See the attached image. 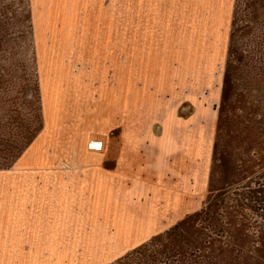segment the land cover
Here are the masks:
<instances>
[{"label":"rangeland","instance_id":"1","mask_svg":"<svg viewBox=\"0 0 264 264\" xmlns=\"http://www.w3.org/2000/svg\"><path fill=\"white\" fill-rule=\"evenodd\" d=\"M262 172L264 0H0V264H131Z\"/></svg>","mask_w":264,"mask_h":264},{"label":"trees","instance_id":"2","mask_svg":"<svg viewBox=\"0 0 264 264\" xmlns=\"http://www.w3.org/2000/svg\"><path fill=\"white\" fill-rule=\"evenodd\" d=\"M253 236L258 241L256 248L264 249V172L239 187L219 190L208 197L187 220L137 248L133 255L136 262L131 264L238 262L243 254L255 249L251 244ZM222 239L230 241L225 248H217L216 242Z\"/></svg>","mask_w":264,"mask_h":264},{"label":"crops","instance_id":"3","mask_svg":"<svg viewBox=\"0 0 264 264\" xmlns=\"http://www.w3.org/2000/svg\"><path fill=\"white\" fill-rule=\"evenodd\" d=\"M122 147H124V146H122ZM106 150V149H105ZM108 165L109 164H107V167H106V164H104V163H102V168H104V171H109V167H111L112 166V164L108 167Z\"/></svg>","mask_w":264,"mask_h":264}]
</instances>
